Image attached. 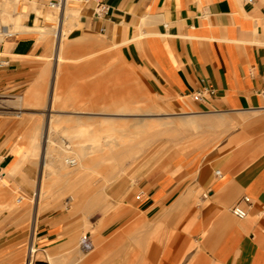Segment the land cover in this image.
<instances>
[{"label": "crops", "instance_id": "obj_1", "mask_svg": "<svg viewBox=\"0 0 264 264\" xmlns=\"http://www.w3.org/2000/svg\"><path fill=\"white\" fill-rule=\"evenodd\" d=\"M3 1L10 9L0 8L1 22L16 20L20 30L0 40V91L33 77L45 50L34 30L51 15L47 0ZM66 8L68 36L101 38L123 55L138 50L187 137L171 145L177 149L163 169L139 182L136 201L128 195L106 217L77 203L3 212L0 264H20L29 240L40 264H264V0H68ZM205 88L213 95L192 101ZM13 142L0 132L10 185L13 161L24 153ZM19 172L27 183L36 168ZM235 206L245 219L231 213Z\"/></svg>", "mask_w": 264, "mask_h": 264}, {"label": "rangeland", "instance_id": "obj_2", "mask_svg": "<svg viewBox=\"0 0 264 264\" xmlns=\"http://www.w3.org/2000/svg\"><path fill=\"white\" fill-rule=\"evenodd\" d=\"M4 3L7 8L10 6ZM50 13L44 18L47 24L35 28L43 32L36 31L45 50L34 59L37 66L33 68V77L18 89L0 91V132L13 135V145L24 152L19 161H13V184L0 180V215L19 213L18 210L26 207L36 208L40 214L57 205L65 207L77 203L82 212L106 217L112 212L113 203H122L128 195L136 201L139 182L163 169L177 149L171 145L187 137L186 129L177 122L168 94L159 88V82L138 50L132 49L123 55L122 47L111 46L101 38L68 36L72 20L66 8L63 17L67 20L63 18L60 27L64 36L58 55L55 36L59 32L58 13L53 10ZM0 26L11 28L9 33L15 32L9 22H1V19ZM149 105L150 114L136 111ZM80 132L85 138L102 144V150L87 153L81 162L83 170L79 172L75 171L79 165L76 161L75 167L66 163L60 174L57 171L42 175L46 149L54 151V154L49 152L51 155H55L59 146L71 149L73 144L82 141L72 138ZM112 138L119 145L114 139L111 141ZM83 142L89 144L88 140ZM67 158L74 159V156L70 154ZM27 164L33 165L36 173L32 180L24 183L16 176ZM83 236L86 235L82 234L81 238ZM29 243L30 240L20 264H26ZM42 260L41 253L35 252L30 264H40Z\"/></svg>", "mask_w": 264, "mask_h": 264}, {"label": "bare ground", "instance_id": "obj_3", "mask_svg": "<svg viewBox=\"0 0 264 264\" xmlns=\"http://www.w3.org/2000/svg\"><path fill=\"white\" fill-rule=\"evenodd\" d=\"M4 2V1H3ZM14 2H15V0H14ZM13 2V3H14ZM18 2V1H17ZM15 5V4H14ZM6 5H5V3H3V4H0V8H3V9H5L6 7H5ZM7 6H9V5H7ZM10 7V6H9ZM8 7V8H9ZM7 8V9H8ZM12 8V7H11ZM13 8H15V7H13ZM13 8H12V10H13ZM5 10V11H7L8 12V10ZM6 12V13H7ZM13 13H14V11H12ZM9 13H10V11H9ZM8 13V14H9ZM75 13V12H74ZM69 14V13H68ZM67 15V14H66ZM71 15V14H70ZM70 15H68V16H70ZM16 16V15H15ZM64 16V15H63ZM72 16V15H71ZM65 17V16H64ZM63 17V18H64ZM67 18V17H66ZM66 18H64V20L66 19ZM63 20V19H62ZM67 20V19H66ZM3 27V26H2ZM1 27V28H2ZM8 27V26H7ZM13 31H16L17 30V28L19 27L18 26V21H16V20H14L13 21ZM8 29V28H7ZM11 29V28H10ZM19 30H20V28H18V32H19ZM21 30H22V28H21ZM36 31H39L40 33H41V31L40 30H36ZM35 30H34V32H36ZM2 33V30H0V34ZM38 33V32H37ZM43 33V32H42ZM41 33V34H42ZM57 33V32H56ZM55 36H56V39H57V41H58V47H57V54H58V52H60L61 50V48H60V42H61V40H62V37L64 36V34H62V32H61V30L59 29V32L57 33V34H55ZM59 55V54H58ZM57 55V56H58ZM59 57V56H58ZM59 59H60V57H59ZM57 60V59H56ZM61 61V60H60ZM57 62V61H56ZM58 64H59V62H58ZM57 67H58V65H57ZM56 67V68H57ZM47 69V68H46ZM59 70V69H58ZM45 72V71H44ZM41 73V72H40ZM56 74H57V72H56ZM56 74H54L55 76H56ZM48 75V74H47ZM54 76V77H55ZM44 77V76H43ZM53 77V78H54ZM57 81V80H56ZM56 83V82H55ZM41 88H42V86H40ZM55 87V86H54ZM57 87V86H56ZM39 88V87H38ZM37 88V89H38ZM40 89V88H39ZM43 90V89H42ZM33 91V90H32ZM41 92V91H40ZM30 93H31V90H30ZM29 93V94H30ZM37 93H38V91H37ZM28 94V95H29ZM28 95H27V98H29L30 97V95H29V97H28ZM35 95V94H34ZM31 96H33V95H31ZM34 98H36L35 96H34ZM48 100H50V99H48ZM54 100H53V98H51V102H53ZM51 102H50V104H51ZM133 103V102H132ZM131 103V104H132ZM12 104V103H11ZM48 104V103H47ZM56 104V103H55ZM150 106L151 105H149V106H147L146 107V109H144V110H140V109H138V110H136V111H138V112H141V113H143V114H150V113H152V111L150 110ZM50 110L52 109L51 108V105H50ZM91 108V107H90ZM89 109V108H88ZM95 109V108H94ZM96 110V109H95ZM88 111V110H87ZM135 111V112H136ZM51 112H52V110H51ZM90 112H91V110H90ZM130 112V111H129ZM65 113V112H64ZM158 113V112H157ZM41 114V113H40ZM64 115V114H63ZM90 115V114H89ZM95 115V114H94ZM91 116V115H90ZM104 116V115H103ZM143 116V115H142ZM189 116V115H188ZM98 117V116H97ZM186 117V116H185ZM87 119H89V118H87ZM152 119V118H151ZM79 120V119H78ZM94 120V119H93ZM193 120V119H192ZM191 120V121H192ZM50 121V120H49ZM189 121H190V119H189ZM210 121V120H209ZM75 122V121H74ZM183 122V121H182ZM52 123V122H51ZM88 123H90V122H88ZM190 123V122H189ZM192 123V122H191ZM191 123H190V125H191ZM170 124V123H169ZM149 125V124H148ZM150 126V125H149ZM150 128V127H149ZM94 130H96V129H94ZM100 130V129H99ZM157 133V132H156ZM161 133V132H160ZM151 134V133H150ZM155 134V133H154ZM157 135H159V134H157ZM111 136H108L107 138H110ZM129 137V136H128ZM127 137V138H128ZM158 137V136H157ZM73 139H78V140H82V141H80V142H77V143H75V144H73V146H72V148L70 149H68L67 147H69L70 146V143L68 144L69 146H66V148L67 149H62L61 148V146H59V148H58V150H55V148H54V150H55V155H51V154H54V151H49V149L47 150L46 149V153H45V157H43V159H42V175H45L46 173L48 174L49 172H59V174H60V171H62V170H65V164L67 163V165H68V161L69 160H72V161H74L75 162V166L77 165L76 164V161H78L79 162V165H77L78 167L77 168H75V171H77V172H79L82 168H83V165L81 164V162H82V159H83V157L87 154V153H90L91 154V152H94V151H97V150H102V148H101V146H102V144H100L97 140H94L93 138L92 139H88V138H85L84 137V135H83V133H79V134H77V135H75L74 137H72ZM120 138V137H119ZM118 138V139H119ZM129 138H132V136L131 137H129ZM66 139V138H65ZM113 139L114 138H112V140L111 141H113ZM117 139V138H116ZM117 139V140H118ZM135 139V138H134ZM83 140H88V142H89V144H86L85 142H83ZM122 140V139H121ZM129 140V139H128ZM132 140V139H131ZM66 141V140H65ZM70 141V140H69ZM109 140H107V142H108ZM114 141H115V139H114ZM54 142V141H53ZM116 142V141H115ZM120 142V141H119ZM108 143H110L111 144V142L109 141ZM107 143V147H108V144ZM116 144H117V142H116ZM124 144V143H123ZM44 145V144H43ZM52 145V144H51ZM50 145V146H51ZM115 145V144H114ZM117 145H119V144H117ZM49 146V145H48ZM49 146V147H50ZM53 146V145H52ZM55 146V145H54ZM63 147V146H62ZM65 147V146H64ZM118 147V146H117ZM109 148V147H108ZM112 148V147H111ZM115 148H116V145H115ZM117 149V148H116ZM115 149V150H116ZM51 150V149H50ZM103 150H105V149H103ZM120 150V149H119ZM112 151V150H111ZM49 152H51V154L49 153ZM53 152V153H52ZM100 152H102V151H100ZM73 155L74 156V159H68L67 157H68V155ZM89 154V155H90ZM94 154V153H93ZM44 155V154H43ZM87 156H88V154H87ZM91 156V155H90ZM107 156V155H106ZM47 157H49V160H47L48 158ZM106 159V158H105ZM136 161V160H135ZM74 166V167H75ZM87 169H89V168H87ZM83 170V169H82ZM109 171V170H108ZM15 172V171H14ZM83 172V171H82ZM110 172H111V169H110ZM109 172V173H110ZM71 173V172H70ZM109 173H107V174H109ZM112 173V172H111ZM49 175V174H48ZM47 175V176H48ZM41 177V176H40ZM59 177V176H58ZM46 178V177H45ZM65 178V177H64ZM90 178V177H89ZM44 179V178H43ZM56 181V180H55ZM41 182V181H40ZM53 182V181H52ZM56 183H58L57 181H56ZM42 184V183H41ZM63 185V184H62ZM65 186V185H64ZM84 186V185H83ZM90 186V185H89ZM41 187V186H40ZM66 187V186H65ZM41 188H39L38 190H40ZM39 192H41V191H39ZM35 194V193H34ZM37 198V197H36ZM40 198H41V195H40ZM35 219V218H34ZM34 227V226H33ZM32 237V236H31Z\"/></svg>", "mask_w": 264, "mask_h": 264}, {"label": "built area", "instance_id": "obj_4", "mask_svg": "<svg viewBox=\"0 0 264 264\" xmlns=\"http://www.w3.org/2000/svg\"><path fill=\"white\" fill-rule=\"evenodd\" d=\"M92 0H84V2H90ZM247 3H251L252 0H246ZM68 4V0H47V7L50 10L53 11H57L58 13V21H57V31L59 30V25L61 23L62 20V14L63 11L65 10V8L67 7ZM95 11L97 14H101V15H105L106 14V8L104 5L96 3L95 6ZM2 33H1V37L2 39H8L11 38L13 36L12 33H9V31L6 28H1ZM5 66L4 62H0V69L3 68ZM213 95V90L212 89H208L205 88L203 90V92H196L190 95V98L192 99V101L194 102H200L203 98L204 95ZM68 165L69 167H74L75 166V162L72 160L68 161ZM4 174L2 173L1 167H0V180L3 179ZM216 176L219 177V172H216ZM205 197V196H204ZM243 201L245 203H248L249 200L247 198H244ZM231 213L238 219V220H243L246 218V212L240 208L239 206H235L231 209ZM80 247L83 251L88 252L91 249V245L89 243V240L86 236H83L80 240ZM36 250H35V245L33 243L32 240H30V243L28 244V248H27V255H26V264H30L31 263V259L33 257V255L35 254Z\"/></svg>", "mask_w": 264, "mask_h": 264}]
</instances>
